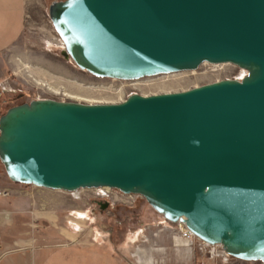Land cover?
I'll return each mask as SVG.
<instances>
[{
	"label": "water",
	"instance_id": "95a60500",
	"mask_svg": "<svg viewBox=\"0 0 264 264\" xmlns=\"http://www.w3.org/2000/svg\"><path fill=\"white\" fill-rule=\"evenodd\" d=\"M49 18L65 56L97 78L205 63L248 74L120 103L15 105L0 117L8 178L141 196L200 241L264 264V0H63Z\"/></svg>",
	"mask_w": 264,
	"mask_h": 264
},
{
	"label": "rangeland",
	"instance_id": "374dc122",
	"mask_svg": "<svg viewBox=\"0 0 264 264\" xmlns=\"http://www.w3.org/2000/svg\"><path fill=\"white\" fill-rule=\"evenodd\" d=\"M26 1L25 34L14 47L0 54V117L9 108L35 99L120 103L135 93L181 92L224 79L241 80L248 74L233 64L205 63L195 71L138 81L97 78L80 70L65 56L63 43L49 18L51 3L63 0ZM25 66L30 68L25 69ZM5 177L7 174L0 161L1 187H5ZM34 187L22 186L35 191L40 198H53L60 206L55 222L41 220L36 222L35 228H28L26 236L36 238L31 250L36 255L25 256V264L164 263L171 260V252L179 247L184 248L182 258L177 260L181 264L256 263L226 257L221 246L210 248L197 238L183 239L179 223L168 222L141 196H127L118 190L85 189L76 197L69 192ZM0 190L11 195L8 189ZM100 202H108L109 206L103 209ZM95 242L107 247L90 246ZM21 255L12 254L1 264Z\"/></svg>",
	"mask_w": 264,
	"mask_h": 264
},
{
	"label": "crops",
	"instance_id": "0c3cea01",
	"mask_svg": "<svg viewBox=\"0 0 264 264\" xmlns=\"http://www.w3.org/2000/svg\"><path fill=\"white\" fill-rule=\"evenodd\" d=\"M26 19V0H0V54L7 52L23 38L27 26ZM4 185L5 187L0 185V189H8L11 195L7 198L0 197V264L5 258L16 253L22 255L18 257L19 259L15 257V260L12 259L7 264H25L27 259L25 256L29 253L33 257L36 255L34 251H31L36 238L26 236L28 228H35L36 222L41 220L55 222L60 203L51 197L40 198L38 193L22 188L25 185L13 183L8 176L5 177ZM90 246L103 247L106 245H99L95 242V244L90 243ZM190 246H193V243ZM183 250L184 248L179 247L173 253L171 252L173 257L170 261L153 264H181L177 260L182 258Z\"/></svg>",
	"mask_w": 264,
	"mask_h": 264
},
{
	"label": "built area",
	"instance_id": "2783aa9c",
	"mask_svg": "<svg viewBox=\"0 0 264 264\" xmlns=\"http://www.w3.org/2000/svg\"><path fill=\"white\" fill-rule=\"evenodd\" d=\"M64 45V44H63ZM65 48H63V51H64ZM10 194L8 191H3V190H0V197H8ZM180 223V222H179ZM182 224V227H183V230L181 229V236L183 237V239H187V240H191V237H193V234L189 231V229L186 227V225L184 223H180V225ZM202 242V241H201ZM205 245L207 243L203 242ZM207 247H210V248H215L216 246H211L209 244L206 245ZM222 253L226 256V257H229L230 256L222 249Z\"/></svg>",
	"mask_w": 264,
	"mask_h": 264
},
{
	"label": "bare ground",
	"instance_id": "6f19581e",
	"mask_svg": "<svg viewBox=\"0 0 264 264\" xmlns=\"http://www.w3.org/2000/svg\"><path fill=\"white\" fill-rule=\"evenodd\" d=\"M63 48H65V46L63 45ZM65 50V49H64ZM66 53V52H65ZM68 58V57H67ZM71 59V58H70ZM69 59V60H70ZM72 60V59H71ZM225 65H227V64H225ZM217 66V65H216ZM30 67H28V66H25V69H29ZM30 72V71H29ZM244 78V77H243ZM136 81H138V80H136ZM23 185V184H22ZM90 190H92V189H90ZM95 190H112V189H109V188H99V189H95ZM56 191V190H55ZM80 192V190L79 191H76V192H69V193H72L74 196H76V194H78ZM125 195V194H124ZM127 196H131V195H127ZM76 197H78V196H76ZM169 222V221H168ZM178 227H179V229L181 230H183V227H182V224L180 225V223L178 224ZM194 239H196V237L193 235V237H191V240L190 241H193ZM197 240V239H196ZM181 241V240H180ZM203 242V241H202ZM207 245V244H206ZM232 258V257H231Z\"/></svg>",
	"mask_w": 264,
	"mask_h": 264
},
{
	"label": "flooded vegetation",
	"instance_id": "af4514ba",
	"mask_svg": "<svg viewBox=\"0 0 264 264\" xmlns=\"http://www.w3.org/2000/svg\"><path fill=\"white\" fill-rule=\"evenodd\" d=\"M103 209H106L109 206L108 202H100L99 203Z\"/></svg>",
	"mask_w": 264,
	"mask_h": 264
}]
</instances>
